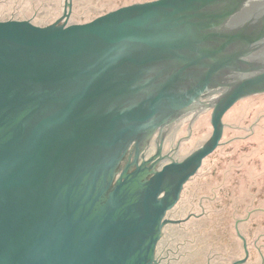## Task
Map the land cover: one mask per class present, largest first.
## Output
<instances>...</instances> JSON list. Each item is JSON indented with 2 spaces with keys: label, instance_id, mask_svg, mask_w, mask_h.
Here are the masks:
<instances>
[{
  "label": "water",
  "instance_id": "1",
  "mask_svg": "<svg viewBox=\"0 0 264 264\" xmlns=\"http://www.w3.org/2000/svg\"><path fill=\"white\" fill-rule=\"evenodd\" d=\"M71 7V0H62L61 19L49 26L27 20L0 21V264H104L95 254L104 251L103 240L93 235L90 246L85 239H74L75 230L67 229L64 216L50 202L55 200L52 191L57 180L60 190L71 186L62 172L72 174L67 162L76 157L71 156L72 149L67 156L61 155L62 150L78 140L88 144L95 131L103 132L93 124H80L72 132L65 125L77 114L80 101L115 89L117 79L133 77L140 85L143 74H155L160 80L166 76L174 81L196 75L201 68L207 79L215 78L213 87L222 92L213 106L209 141L180 156H187L182 161L163 166L149 183L155 193L150 192L147 199L162 193L169 197L164 206L159 204L158 219L175 207L184 185L224 144L223 126L253 134V127L264 116L249 128L223 120L240 99L264 93V0H154L122 7L83 24L67 23L72 20ZM207 87L195 89L192 98ZM75 93L84 95L71 99L65 115H52ZM41 105L42 116L34 124L18 123L27 110ZM77 160L82 164L76 169L85 167V158L78 156ZM30 187L33 191L40 188L43 197L33 194ZM248 216L236 222L245 250L242 258L213 251L215 243H189L194 232L179 223L166 229L160 243L162 255L168 251L163 263L247 264L240 222ZM259 264H263L262 256Z\"/></svg>",
  "mask_w": 264,
  "mask_h": 264
},
{
  "label": "flooded vegetation",
  "instance_id": "2",
  "mask_svg": "<svg viewBox=\"0 0 264 264\" xmlns=\"http://www.w3.org/2000/svg\"><path fill=\"white\" fill-rule=\"evenodd\" d=\"M198 69L200 73L174 81L166 76L160 80L155 74H143V78L138 79L139 82L143 79L140 85L134 83L133 77L119 78L115 89L79 100L83 103L74 112L77 114L65 125L72 132L80 124H93L103 132L95 131L94 140L88 144L78 140L71 143L66 151L62 150L61 155L67 156L72 149L70 154L76 157L67 162L72 174L66 170L62 172L64 180L70 181L71 186L60 190V181L57 180L52 191L55 200L50 204L64 216L63 224L67 229L75 230L74 239H85L90 246L93 235L103 240L104 251L98 250L95 254L104 264H165L163 261L168 251L163 256L160 243L164 241L168 227L183 222L172 214L188 182L175 207L159 219V204L164 206L169 197L162 193L147 199L150 192L155 193L149 183L163 166L187 157L178 155L180 146L191 137L193 126L200 117L213 112V106L222 94L213 87L215 78L207 79L205 70ZM227 77L230 81L229 73ZM169 83H172L171 88ZM205 84L209 86L207 91L192 98L194 90ZM83 95H71L52 115H65L63 112L71 99ZM159 95L162 97L153 102ZM42 108L43 105L27 110L22 115L23 121L18 120V123L34 124L36 117L42 116ZM152 113L153 116L146 119ZM184 128L187 135L181 137ZM24 134L23 139H26ZM178 134L180 138L176 141ZM170 142L174 144H170L166 151ZM82 143L77 151V146ZM53 150L56 155V148ZM78 156L85 158L82 169H76L82 164L77 160ZM23 188L25 191L28 189L27 185ZM29 190L43 197L40 188L33 191L30 187ZM159 230H162L161 236ZM98 245L94 244L97 248Z\"/></svg>",
  "mask_w": 264,
  "mask_h": 264
},
{
  "label": "rangeland",
  "instance_id": "3",
  "mask_svg": "<svg viewBox=\"0 0 264 264\" xmlns=\"http://www.w3.org/2000/svg\"><path fill=\"white\" fill-rule=\"evenodd\" d=\"M148 1L154 0H71L72 20L67 23L91 22L122 7ZM62 15V0H0V21L27 20L38 26H49ZM212 114L208 112L200 117L191 137L180 146L179 156L209 141L213 133ZM262 115L264 93L240 99L225 113L223 120L249 128ZM253 129L252 134V130L223 126L221 143L224 144L203 161L199 172L188 181L173 217L185 219L181 227L194 232L189 243L200 246L215 243L213 251L240 259L245 250L236 222L249 214L240 222L248 252L245 262L259 264L262 256L264 264V116ZM182 130L181 137L186 136L185 128ZM179 138L178 134L176 141ZM231 139L234 140L225 143Z\"/></svg>",
  "mask_w": 264,
  "mask_h": 264
}]
</instances>
